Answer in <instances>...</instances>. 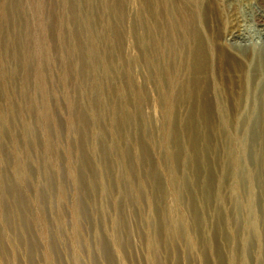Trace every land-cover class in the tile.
<instances>
[{
    "label": "rangeland",
    "instance_id": "obj_1",
    "mask_svg": "<svg viewBox=\"0 0 264 264\" xmlns=\"http://www.w3.org/2000/svg\"><path fill=\"white\" fill-rule=\"evenodd\" d=\"M263 45L264 0H0V264H264Z\"/></svg>",
    "mask_w": 264,
    "mask_h": 264
},
{
    "label": "bare ground",
    "instance_id": "obj_2",
    "mask_svg": "<svg viewBox=\"0 0 264 264\" xmlns=\"http://www.w3.org/2000/svg\"><path fill=\"white\" fill-rule=\"evenodd\" d=\"M221 1V0H220ZM243 1V0H242ZM249 6V5H248ZM217 9V8H215ZM216 11V10H214ZM214 13V12H213ZM218 15V14H217ZM252 17V16H251ZM240 18V17H239ZM205 21V20H204ZM256 24V23H255ZM238 36V35H237ZM243 38V37H242ZM240 40V39H239ZM241 41V40H240ZM236 45V44H235ZM238 45V44H237ZM216 47V46H215ZM234 47V46H233ZM237 48V47H236ZM249 48V47H248ZM252 48V47H251ZM257 48V47H256ZM243 49V48H242ZM240 49L241 52L245 54V57L248 59L249 56L246 54V50ZM258 51L254 52L253 56H251L253 65L249 67L247 72L242 73L244 76H239V79L233 81V86H239L242 90V95L245 101L248 103L249 99H252L250 105L253 110L260 111L264 109V45L256 49ZM203 51V50H202ZM221 51V50H220ZM226 52V51H225ZM239 52V51H238ZM229 53V52H228ZM233 53V52H232ZM225 54V53H224ZM226 55V54H225ZM236 56V55H235ZM235 58V57H234ZM197 64V73L202 74L205 72L206 68V60L201 58L198 59ZM240 60V59H239ZM236 60L232 65V69L238 71L242 70L245 66L243 62ZM243 60V59H242ZM218 64V63H217ZM245 69V68H244ZM210 73V72H209ZM233 76V75H231ZM236 77V76H234ZM224 78V76H223ZM208 80V79H207ZM235 89V88H234ZM211 90V89H210ZM198 91V90H197ZM202 93V92H201ZM246 104V103H245ZM218 105V104H217ZM221 106V105H220ZM263 111V110H262ZM259 112V113H260ZM254 118L255 122H259L261 120L260 114ZM263 113V112H262ZM253 114V113H252ZM251 114V115H252ZM256 114V113H255ZM251 117V116H250ZM254 117V116H253Z\"/></svg>",
    "mask_w": 264,
    "mask_h": 264
}]
</instances>
